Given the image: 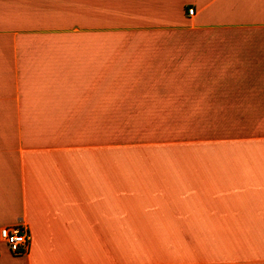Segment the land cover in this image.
<instances>
[{"label": "crops", "instance_id": "0c3cea01", "mask_svg": "<svg viewBox=\"0 0 264 264\" xmlns=\"http://www.w3.org/2000/svg\"><path fill=\"white\" fill-rule=\"evenodd\" d=\"M145 112L246 130L124 167L98 134ZM244 140L264 143V0H0V231L31 234L0 264H264V149L203 152Z\"/></svg>", "mask_w": 264, "mask_h": 264}, {"label": "rangeland", "instance_id": "374dc122", "mask_svg": "<svg viewBox=\"0 0 264 264\" xmlns=\"http://www.w3.org/2000/svg\"><path fill=\"white\" fill-rule=\"evenodd\" d=\"M194 114H178V113H108L106 114V124L102 127L101 135L109 141L117 142L123 145L124 150V167H150L148 158L165 152H180V147L176 145L161 146L167 141H189L192 138H210L237 135L236 131L246 130V128L237 129L227 122H222V118L211 119L206 114H199L201 118L197 121L191 119ZM95 130L87 129V133L96 136ZM149 140L156 142L153 146H149ZM141 142L140 144H137ZM143 143V144H142ZM171 143V142H168ZM185 143V142H184ZM175 147L177 151H165L164 148ZM264 149V143L258 140H244L241 142H224L219 144L205 145L203 152L216 153H233V152H252ZM174 149V148H173ZM154 161V160H153ZM163 159L158 160L157 164L162 165ZM255 229V228H253ZM251 245V246H250ZM259 248V243L252 240L247 246V250L251 253H245L246 256L251 255L253 261L264 248ZM236 252H240L236 248Z\"/></svg>", "mask_w": 264, "mask_h": 264}, {"label": "built area", "instance_id": "2783aa9c", "mask_svg": "<svg viewBox=\"0 0 264 264\" xmlns=\"http://www.w3.org/2000/svg\"><path fill=\"white\" fill-rule=\"evenodd\" d=\"M189 14L194 15V10H189ZM0 236L1 240L8 246L13 254H24L30 249L31 234L28 227L25 225L2 228Z\"/></svg>", "mask_w": 264, "mask_h": 264}]
</instances>
